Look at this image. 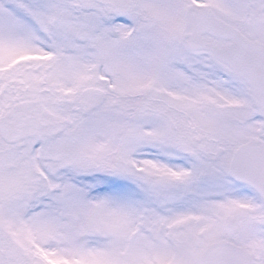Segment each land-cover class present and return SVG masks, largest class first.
I'll list each match as a JSON object with an SVG mask.
<instances>
[{
  "label": "snow or ice",
  "instance_id": "1",
  "mask_svg": "<svg viewBox=\"0 0 264 264\" xmlns=\"http://www.w3.org/2000/svg\"><path fill=\"white\" fill-rule=\"evenodd\" d=\"M0 264H264V0H0Z\"/></svg>",
  "mask_w": 264,
  "mask_h": 264
}]
</instances>
